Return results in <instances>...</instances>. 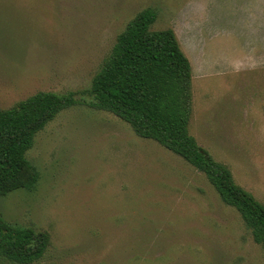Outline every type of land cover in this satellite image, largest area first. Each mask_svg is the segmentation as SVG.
<instances>
[{"label": "rangeland", "instance_id": "374dc122", "mask_svg": "<svg viewBox=\"0 0 264 264\" xmlns=\"http://www.w3.org/2000/svg\"><path fill=\"white\" fill-rule=\"evenodd\" d=\"M145 8L190 62V134L264 205V0H0V108L89 89ZM76 100L26 153L35 188L0 197L3 220L50 235L31 264H264L202 173Z\"/></svg>", "mask_w": 264, "mask_h": 264}, {"label": "trees", "instance_id": "16d2710c", "mask_svg": "<svg viewBox=\"0 0 264 264\" xmlns=\"http://www.w3.org/2000/svg\"><path fill=\"white\" fill-rule=\"evenodd\" d=\"M156 13L139 11L116 36L89 89L40 91L0 108V197L35 188L39 173L26 158L36 135L63 110L89 96L88 106L125 122L202 173L221 202L239 214L253 242L264 249V205L237 185L230 169L198 145L189 132L192 69L173 30H151ZM50 245L46 231L10 224L0 216V260L31 264Z\"/></svg>", "mask_w": 264, "mask_h": 264}, {"label": "crops", "instance_id": "0c3cea01", "mask_svg": "<svg viewBox=\"0 0 264 264\" xmlns=\"http://www.w3.org/2000/svg\"><path fill=\"white\" fill-rule=\"evenodd\" d=\"M181 48V47H180Z\"/></svg>", "mask_w": 264, "mask_h": 264}]
</instances>
